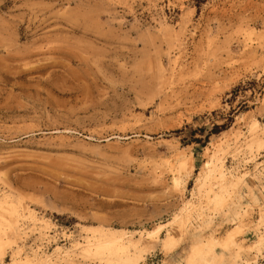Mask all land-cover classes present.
Masks as SVG:
<instances>
[{
	"label": "rangeland",
	"instance_id": "1",
	"mask_svg": "<svg viewBox=\"0 0 264 264\" xmlns=\"http://www.w3.org/2000/svg\"><path fill=\"white\" fill-rule=\"evenodd\" d=\"M254 122L264 128V0H0V198L18 227L3 224L0 264H187L240 215L242 259L216 245L208 264H264ZM223 152L226 178L242 180L226 217L195 196ZM96 230L140 240L143 259L84 254Z\"/></svg>",
	"mask_w": 264,
	"mask_h": 264
},
{
	"label": "bare ground",
	"instance_id": "2",
	"mask_svg": "<svg viewBox=\"0 0 264 264\" xmlns=\"http://www.w3.org/2000/svg\"><path fill=\"white\" fill-rule=\"evenodd\" d=\"M251 140L246 143V148L252 152L256 150V152H259L264 149V128L260 129L257 122H254L251 127ZM249 140V139H248ZM237 147V146H236ZM239 148L235 149V152ZM234 151V150H233ZM223 153H213L212 156L208 158V160L203 164L201 172L198 175L197 178V185L195 193L198 197L199 194H205V197H207V202L211 203L215 209H218L219 211H222L223 215L225 216L227 214L225 207V194H232L234 190L238 187L239 183L242 181L241 179H236L229 181V179L226 178L224 174V165H223ZM177 171L173 179V184L176 188L180 187L182 183H184V180L182 179V174H185L186 177L189 175V170L191 167L189 164L185 161L181 162L179 166H177ZM200 196V195H199ZM9 196L4 195L2 198H0V231L3 230V224L6 223V226L10 229L15 231L14 234H17L16 230L18 229L17 226H13L9 224V222H5L6 220L3 219V217L7 214H17V208L13 206L10 201H8ZM204 200V199H203ZM17 204V203H16ZM192 204V203H191ZM190 203H187L186 208L188 209L191 206ZM210 210V209H209ZM229 210V209H228ZM191 211V210H190ZM185 213V212H184ZM183 213V218L186 213ZM189 213V211H188ZM221 214V216H222ZM231 214V213H229ZM226 217V216H225ZM244 216L240 215L239 225L234 227L233 229H229L227 233L224 235V237L221 240H214L213 238L208 239L205 245H200L199 243L192 246L190 254L187 256V264H196L200 263L202 261H206L207 264L209 262V259L213 257V248L216 245H219L222 249L227 250L231 246L234 245L235 250L231 253L230 250L229 256L232 259H242L240 254V245L239 243H236L235 241L236 237L242 234V229L245 227L244 220L241 218ZM260 224H261V230L263 231V236L259 238L257 241V244L255 243V247L259 246L262 240H264V214L260 215ZM174 221H179V223H183L181 214L176 215L174 217ZM213 221L207 220V228H211ZM244 223V224H243ZM248 226V224H246ZM167 227L166 225H157L155 226L151 231L146 233V237L150 239H155L164 229ZM256 228L259 229V224L256 225ZM178 230V229H177ZM7 232V231H6ZM93 232V239L86 241V246L83 249L84 254L86 255H98L103 256L106 255L109 260H111L114 263L120 262L122 257L124 255H127L129 253V250L133 251L132 256L125 257L123 259V262H139L143 259L144 253L146 252L145 248L141 247L140 240H132L129 237H125L124 234H118L115 231H102V230H96ZM7 238V237H6ZM151 241V240H150ZM177 241V240H176ZM175 243L174 238L171 237V235H167L164 239H162L161 244L162 247L165 249L171 248ZM7 242H3L0 239V256L3 255V247L7 245ZM257 253H259V249ZM253 259V258H252ZM48 260V259H47ZM246 263L249 262V258L245 259ZM255 260V259H253ZM21 261V260H20ZM228 261V260H227ZM48 262V261H47ZM52 262V261H51ZM110 262V261H109ZM216 263V260L215 262ZM21 264H46L44 260L38 259L35 261L32 260H22ZM51 264V263H50ZM54 264V263H53Z\"/></svg>",
	"mask_w": 264,
	"mask_h": 264
}]
</instances>
